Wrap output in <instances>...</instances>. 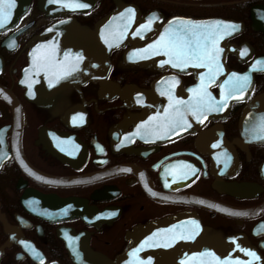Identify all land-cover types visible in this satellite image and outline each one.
I'll list each match as a JSON object with an SVG mask.
<instances>
[{"label":"flooded vegetation","instance_id":"flooded-vegetation-1","mask_svg":"<svg viewBox=\"0 0 264 264\" xmlns=\"http://www.w3.org/2000/svg\"><path fill=\"white\" fill-rule=\"evenodd\" d=\"M8 3L0 2L9 13L0 27V264H120L133 229L182 212L210 234L245 236L264 258V138L251 136L264 124L244 115L264 95V64L255 65L264 61V0ZM175 18L238 26L218 41L214 79L149 47ZM38 52L70 71L45 99L25 72ZM232 73L250 84L229 98ZM202 83L211 107L194 115L190 89ZM198 199L250 212L228 216Z\"/></svg>","mask_w":264,"mask_h":264},{"label":"water","instance_id":"water-1","mask_svg":"<svg viewBox=\"0 0 264 264\" xmlns=\"http://www.w3.org/2000/svg\"><path fill=\"white\" fill-rule=\"evenodd\" d=\"M128 11L118 10L111 15L112 20ZM118 30L121 26L116 27ZM59 29L68 31L66 26ZM60 61V60H59ZM61 62V61H60ZM26 78L31 83V88L37 86L32 93H37L45 99L46 88L56 86L58 77L64 76V68L56 59L51 60L38 52L36 58L31 59L30 67L25 70ZM52 82L51 87L49 86ZM43 82L46 85L42 84ZM119 92V90H118ZM48 96H50L48 94ZM47 98V97H46ZM42 99V101H43ZM264 95L257 98L246 110L245 116L261 118L258 123L264 122ZM260 105V106H259ZM264 129V127H262ZM251 136L263 137L264 131L251 132ZM231 191L230 189H226ZM196 203L228 216H244L250 211H242L225 205L216 204L210 201L196 200ZM254 211V210H253ZM251 211V212H253ZM256 211V210H255ZM192 221H196L198 229L194 228ZM155 234V235H154ZM192 235L191 239H179L180 235ZM177 237L172 239V237ZM128 244L116 261L120 264H217L214 257L205 255L211 252L220 261L229 260L230 264H264V258L245 236L237 234L234 236H223L219 233L210 234L199 222L195 214L182 212L162 220L153 221L145 226L133 229L127 235ZM180 240V242H179ZM168 244L165 247L163 245ZM245 250L253 251L256 257H251ZM86 255L91 256L86 252ZM98 256H91L92 261L98 263ZM101 263V262H99Z\"/></svg>","mask_w":264,"mask_h":264},{"label":"snow or ice","instance_id":"snow-or-ice-1","mask_svg":"<svg viewBox=\"0 0 264 264\" xmlns=\"http://www.w3.org/2000/svg\"><path fill=\"white\" fill-rule=\"evenodd\" d=\"M0 2H2V0H0ZM13 4L14 0H9L8 8L10 9ZM75 6L87 7V5L79 3ZM128 12L131 13L132 9H129ZM8 15L9 13L6 12L3 7H0V27L4 26L5 20L8 18ZM175 19L179 21L178 26L172 27L173 22L170 21V27L165 29L164 33H162L160 36V40L157 42L158 46L150 45L149 47L153 48L155 51L164 50V54L169 57V59L164 63H169L174 68H181L189 64H192L196 67H207L209 69L208 80L214 79L213 73L220 70V65L217 62V56L220 53L221 49L217 46L218 41L238 26L230 25L220 20L204 22L185 20L183 18ZM151 22L152 21L150 19L148 21V24L142 25V27H148ZM144 51L147 52V50ZM79 59H82V57L78 55L77 60ZM260 64H264V61L255 62V65ZM255 65L253 66L252 70H259L255 68ZM75 70V67L71 69V71ZM69 74L70 71L64 72V75ZM201 80L203 81L204 77H201ZM225 83L230 85L228 92V97L230 98L233 93H243V91L250 84V77L247 73L243 75L232 73L231 78ZM49 86H51V82ZM206 88L207 85L202 83L197 87V89H190V91H196L198 95L197 104L194 106V115L197 111L202 112L204 109L211 107L212 97L209 93H207ZM176 103L180 104L182 102L176 101ZM191 223L194 228L198 229L199 226L196 221H192ZM176 238L177 237L175 236L172 237V239ZM178 238L191 239L192 235H180ZM163 246L167 247L169 245L165 244ZM245 251L249 256L256 257L255 252L249 250ZM205 255L214 257V259L217 261V264H230L229 260L220 261L218 257H215L214 253L208 252L205 253Z\"/></svg>","mask_w":264,"mask_h":264}]
</instances>
